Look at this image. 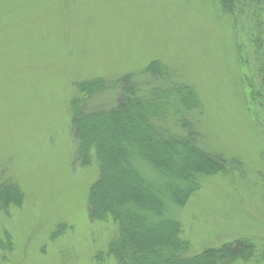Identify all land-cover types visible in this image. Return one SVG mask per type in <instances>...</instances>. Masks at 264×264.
<instances>
[{
  "label": "rangeland",
  "instance_id": "1",
  "mask_svg": "<svg viewBox=\"0 0 264 264\" xmlns=\"http://www.w3.org/2000/svg\"><path fill=\"white\" fill-rule=\"evenodd\" d=\"M241 19L218 0H0V185L21 189L20 205L0 209V234L13 242L0 264H118L114 221L89 214L98 159L93 150L83 165L72 100L96 78L149 81L155 65L198 95L202 146L241 164L204 178L178 210L188 255L242 236L264 250V99L251 21ZM115 95L98 93L88 110Z\"/></svg>",
  "mask_w": 264,
  "mask_h": 264
},
{
  "label": "trees",
  "instance_id": "2",
  "mask_svg": "<svg viewBox=\"0 0 264 264\" xmlns=\"http://www.w3.org/2000/svg\"><path fill=\"white\" fill-rule=\"evenodd\" d=\"M218 2L235 20L250 18V42L259 56L261 82L257 91L264 99V0ZM149 72V81L134 73L113 81H86L72 100V125L83 165L91 163L93 150L98 159L99 177L88 195L90 217L99 221L111 218L117 227L110 255L118 264L264 261V250L248 236L188 255L191 246L182 236L178 210L202 187L204 178L231 173L241 164L236 158L202 146L201 135L191 120L200 107L193 87L181 85L167 72L171 76L168 81L163 66L155 65ZM159 79L168 82L162 86L155 83ZM103 91L116 93L112 105L89 111L90 100ZM257 91L255 87L251 97ZM92 130L97 132L92 134ZM11 183L0 185V209L7 212L12 205H20L21 189ZM12 248L11 235L6 231L4 237L0 234V249Z\"/></svg>",
  "mask_w": 264,
  "mask_h": 264
}]
</instances>
